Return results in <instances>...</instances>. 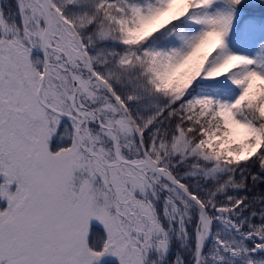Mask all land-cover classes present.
I'll return each instance as SVG.
<instances>
[{
  "label": "snow or ice",
  "instance_id": "1",
  "mask_svg": "<svg viewBox=\"0 0 264 264\" xmlns=\"http://www.w3.org/2000/svg\"><path fill=\"white\" fill-rule=\"evenodd\" d=\"M14 5L0 264H264V0Z\"/></svg>",
  "mask_w": 264,
  "mask_h": 264
},
{
  "label": "trees",
  "instance_id": "2",
  "mask_svg": "<svg viewBox=\"0 0 264 264\" xmlns=\"http://www.w3.org/2000/svg\"><path fill=\"white\" fill-rule=\"evenodd\" d=\"M6 2H7L6 4H7L8 9L12 10V7L10 5V2H12V0H6ZM249 163L251 162L249 161ZM252 171L253 172L259 171L258 165L253 166ZM249 187L251 188V192L249 193L250 196H253L259 193H264V183H259L253 186L251 184V181H249ZM103 264H118V262L114 258L108 257L104 260Z\"/></svg>",
  "mask_w": 264,
  "mask_h": 264
},
{
  "label": "rangeland",
  "instance_id": "3",
  "mask_svg": "<svg viewBox=\"0 0 264 264\" xmlns=\"http://www.w3.org/2000/svg\"><path fill=\"white\" fill-rule=\"evenodd\" d=\"M6 3H7L6 0H0V8H3L5 15L7 17L10 13H12V14L15 13V5H14V0H12V2H10L12 10H9ZM17 22H19V21H17ZM2 203L3 202H0V204H2Z\"/></svg>",
  "mask_w": 264,
  "mask_h": 264
}]
</instances>
